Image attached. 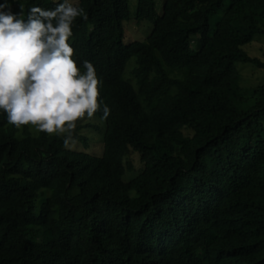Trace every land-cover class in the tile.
<instances>
[{
	"label": "trees",
	"instance_id": "obj_1",
	"mask_svg": "<svg viewBox=\"0 0 264 264\" xmlns=\"http://www.w3.org/2000/svg\"><path fill=\"white\" fill-rule=\"evenodd\" d=\"M56 2L8 0L25 16ZM76 6L73 58L94 64L110 109L104 150L0 113V264H264V78L247 108L236 84L239 63L264 69L248 50L264 0ZM131 19L153 23L146 39L125 42ZM82 121L73 139L87 143Z\"/></svg>",
	"mask_w": 264,
	"mask_h": 264
},
{
	"label": "clouds",
	"instance_id": "obj_2",
	"mask_svg": "<svg viewBox=\"0 0 264 264\" xmlns=\"http://www.w3.org/2000/svg\"><path fill=\"white\" fill-rule=\"evenodd\" d=\"M86 17L73 0H57L52 9L13 12L8 0L0 4V113L7 123L74 143L77 122L110 109L101 98V81L94 64L77 65L71 46L72 27Z\"/></svg>",
	"mask_w": 264,
	"mask_h": 264
},
{
	"label": "rangeland",
	"instance_id": "obj_3",
	"mask_svg": "<svg viewBox=\"0 0 264 264\" xmlns=\"http://www.w3.org/2000/svg\"><path fill=\"white\" fill-rule=\"evenodd\" d=\"M17 1V0H14ZM80 0H73L75 5L78 4ZM156 9L158 14L163 13L165 0H155ZM138 0H130L131 11L134 13L137 9ZM13 12H18L19 5L10 4ZM225 11V6L217 10L211 17V27L214 30L217 26L218 20ZM153 29V23L150 21L138 22L136 19H131L125 23V42L130 43L134 40H144L146 39ZM248 50L251 54L264 59V36L258 35L254 42L248 46ZM129 65H134L131 61ZM239 76L237 79V87L240 91L241 100L238 103L241 108H247L251 106L257 97L255 89L262 83L264 78V69L252 63H239ZM129 67V66H128ZM83 124L89 125L82 130V134L86 137L87 143L82 140L74 141L68 149L75 151H83L93 155H101L104 150L103 135L106 130L105 120L101 118L94 117L92 119H83ZM91 125H98V128H94ZM34 134L39 132L32 128ZM129 159V157H128ZM134 166L137 168L141 167L138 156L133 154L130 157ZM142 170V169H141ZM138 171V170H136ZM132 173H129L127 177H130Z\"/></svg>",
	"mask_w": 264,
	"mask_h": 264
}]
</instances>
